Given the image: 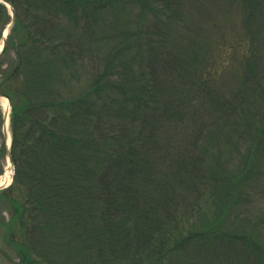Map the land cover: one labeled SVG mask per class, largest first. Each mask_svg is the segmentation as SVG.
I'll list each match as a JSON object with an SVG mask.
<instances>
[{
    "label": "trees",
    "instance_id": "obj_1",
    "mask_svg": "<svg viewBox=\"0 0 264 264\" xmlns=\"http://www.w3.org/2000/svg\"><path fill=\"white\" fill-rule=\"evenodd\" d=\"M8 1L14 175L0 230L14 264H264V217L237 208L264 197L259 49L213 57L225 43L181 20L186 0ZM244 1L245 40L264 0ZM9 20L0 2V37ZM206 200L214 219L185 226Z\"/></svg>",
    "mask_w": 264,
    "mask_h": 264
},
{
    "label": "rangeland",
    "instance_id": "obj_2",
    "mask_svg": "<svg viewBox=\"0 0 264 264\" xmlns=\"http://www.w3.org/2000/svg\"><path fill=\"white\" fill-rule=\"evenodd\" d=\"M185 3L187 5L186 9L190 11V15L192 12L194 13L189 18L183 16L181 20L185 22L191 21V25H190L191 27L197 25V27L204 28L205 31L208 34H210V36L213 39V44L211 45V47L216 46L218 38L222 43H225V45L222 46V49L224 50L223 56H221V51L216 46V48H214L213 50H217V51H215L213 57H219V60L221 62H226V60L221 59L225 57V54L228 55V53H233V52L241 53L243 49H246V51L244 54H237L238 59L240 58L241 60H244L252 53V51L257 53L258 49L261 52V54L264 56V18H263L262 10H259L256 13L253 37H249L244 40V37L250 34V33L249 34L245 33L246 30L243 29V25H242L243 23L242 11L246 7V2L244 0H186ZM200 7H202L200 9V11L202 12L201 17L197 14L196 11V9ZM146 16L148 17L149 14ZM144 20L147 21L148 19H144ZM141 29L146 30L145 26H142ZM174 29H175L174 32L176 33L175 35L179 36L180 43L184 44L185 48L186 46H192V42L194 40L190 38L191 33L188 30H186L185 25L179 24V22H177L174 26ZM156 41L158 44L161 45L159 39H156ZM4 67H5V63L2 62V59L0 58V71ZM240 67L241 64L239 62L232 63L229 67L230 77L232 75V72L233 73L238 72ZM227 69L228 67H226L222 71L224 72L225 75ZM260 70L263 72L264 63H260ZM233 83L234 82L229 84V88L232 87ZM3 100H4L3 98H0V174L1 175L5 174V172L8 169L10 171L9 175L11 178L13 174V166L12 163L8 161L4 149V144L5 145L7 144L8 139H6L5 141L2 134V108H3L2 101ZM239 131L236 132L239 133ZM9 132L10 131H8V135L10 134ZM223 145L224 144L222 145L220 144L219 146L222 148H227V146H223ZM239 149L241 152L247 151V147L243 143H240ZM229 164L231 165L230 167H236L237 165L238 166L241 165V161H239L238 158L236 157L235 159L232 160V162H229ZM262 167L264 168V162ZM263 182H264L263 179L260 178L257 179L258 185L255 188V193L258 192L259 188L257 189V187L259 186V184ZM239 207L251 209V214L253 213L254 217L258 215L264 217V211H261V209H263L264 207V197L261 198L260 194H257L255 201L252 199L249 200L245 199V201L241 203L237 208ZM219 209L220 208H218L213 201L209 202L206 200L204 201L202 211L199 214L196 213V215L192 218L193 220L186 222L185 226L191 224L193 225L194 228L197 229V224L200 221L211 222L214 219L215 215L219 212L218 211ZM226 209L227 208H224L223 210ZM235 209L234 207L230 206L229 209H227V211L224 212L225 214L221 216L223 224H227L231 227L234 225V223L240 220L234 214V212L236 211ZM3 210H4V205L0 202L1 214L5 215L7 218L8 214L5 213V211ZM231 233L233 234L234 231L232 230ZM261 237H263L262 234ZM13 261H15V258L10 255L8 248L5 247L3 242V235L0 230V264H14Z\"/></svg>",
    "mask_w": 264,
    "mask_h": 264
},
{
    "label": "water",
    "instance_id": "obj_3",
    "mask_svg": "<svg viewBox=\"0 0 264 264\" xmlns=\"http://www.w3.org/2000/svg\"><path fill=\"white\" fill-rule=\"evenodd\" d=\"M0 1H2V2L7 4V6L9 7V9L11 11V16H12V20H13L14 19V10H13L12 5L7 0H0ZM8 25L9 24H7L6 27ZM5 43H6V32H4L3 35H2V43H1V46H0V52H2L4 50ZM1 96L6 97L7 101H8V104L11 105V100H10V98L8 96H6V95H4L3 93L0 92V97ZM7 117H8V111H5L4 114H3V135H4L5 138L7 137ZM7 153H8V158L11 161V153H10V149H9L8 145H7ZM0 188H1V186H0Z\"/></svg>",
    "mask_w": 264,
    "mask_h": 264
},
{
    "label": "bare ground",
    "instance_id": "obj_4",
    "mask_svg": "<svg viewBox=\"0 0 264 264\" xmlns=\"http://www.w3.org/2000/svg\"><path fill=\"white\" fill-rule=\"evenodd\" d=\"M4 100L2 101V105L5 106V104L7 105V101L5 98H3ZM10 171L7 169V171L5 172V174H3L2 176H0V184L3 183L6 180H9L10 175H9Z\"/></svg>",
    "mask_w": 264,
    "mask_h": 264
}]
</instances>
